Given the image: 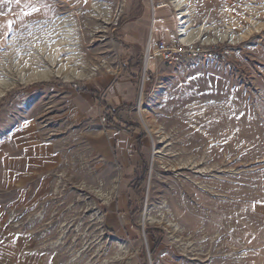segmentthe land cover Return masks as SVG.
Wrapping results in <instances>:
<instances>
[{"label":"rangeland","instance_id":"374dc122","mask_svg":"<svg viewBox=\"0 0 264 264\" xmlns=\"http://www.w3.org/2000/svg\"><path fill=\"white\" fill-rule=\"evenodd\" d=\"M182 1L175 8L172 0H147L148 25L164 6L169 31L201 26L194 42L220 58L168 64L154 53L148 26L137 62L138 97L120 119L125 132L138 129L146 137L138 141V162L124 176L103 159L102 148L99 157L91 155L85 136L61 194L46 202L39 195L20 208L12 207L14 194L5 195L12 239L1 244L0 264H264V1ZM123 3L41 0L45 17L4 35L0 137L29 113L41 127H59L56 102L48 107L53 96L27 98L29 88L86 85L124 67L118 31L125 18L117 14ZM63 64L85 77L31 75ZM112 112L101 117L103 125L113 121Z\"/></svg>","mask_w":264,"mask_h":264},{"label":"crops","instance_id":"0c3cea01","mask_svg":"<svg viewBox=\"0 0 264 264\" xmlns=\"http://www.w3.org/2000/svg\"><path fill=\"white\" fill-rule=\"evenodd\" d=\"M123 1L125 3L117 10V14L125 18L118 31L125 45L126 58L122 64L124 67L114 72L100 74L88 80L89 83L86 84L101 90L102 106L90 93L77 90L82 85H35L27 90L29 94L27 98H31L32 95L36 98L40 92L53 96L48 107L55 106L56 102V109L59 108L61 113L58 117L61 119L59 127H41L40 122L29 111L26 118L10 125L5 136L0 137V257L3 256L1 244L4 239H12L6 223L4 210L6 201L3 200L5 195L14 194L12 207L17 205L20 208L36 202L39 195H42L41 198L46 202L51 195L61 194L67 186L64 187L62 182L69 176V166L76 168L78 151H81V143L85 136L91 155L99 157L102 148L103 159L107 162L113 160L120 169H123L124 176L127 167L139 160L136 152L138 141L143 144L146 137L141 136L137 132L138 129L132 130L131 127L127 129L132 132H125L121 127L125 126L124 122L120 119L130 113L133 108L127 109L135 104L138 97L137 62L142 53V45L146 39L148 41V26L151 27L150 36L154 45L160 41L170 44L181 43L183 41L180 36L183 34L180 35V28L186 32L185 34L193 33L197 29L186 31L188 28L185 29L181 25L179 34L176 32L174 35L165 27L167 25L164 22V6L156 7L148 25L150 7L147 0ZM176 1H179L182 7L183 1ZM253 1L259 3L264 0ZM28 2L23 4L0 0V44L4 35L11 29L19 28L24 20L45 17L46 10L41 0ZM109 111H113V121L103 125L101 117ZM101 130L105 132L101 134ZM73 171L70 174L76 179L77 174L75 170ZM125 190L124 188L122 192L125 193ZM7 229L8 234L5 232Z\"/></svg>","mask_w":264,"mask_h":264},{"label":"built area","instance_id":"2783aa9c","mask_svg":"<svg viewBox=\"0 0 264 264\" xmlns=\"http://www.w3.org/2000/svg\"><path fill=\"white\" fill-rule=\"evenodd\" d=\"M208 46L198 42L170 44L160 41L157 42L153 48L154 53L168 64L178 63L183 58L201 57L214 60L219 59L220 52L216 51L213 47ZM151 50L152 47L149 41L146 49L147 57L151 54Z\"/></svg>","mask_w":264,"mask_h":264},{"label":"bare ground","instance_id":"6f19581e","mask_svg":"<svg viewBox=\"0 0 264 264\" xmlns=\"http://www.w3.org/2000/svg\"><path fill=\"white\" fill-rule=\"evenodd\" d=\"M172 5L175 7V8H179L181 3L179 1H176V0H172ZM202 27L200 26L195 32L193 33H190V34H185L186 32H183L184 30L180 29V39L181 41H183L184 43L185 42H188V43H194V41L196 40H200L201 37H202ZM183 32V33H182ZM186 44V43H185ZM148 45V44H147ZM57 49V48H56ZM148 58L146 56V66L148 65ZM58 69L56 71H52L51 69H44V70H38L36 72H34L33 74H31L33 77L35 76H46L48 74H51V73H54L55 75L57 76H62V77H65L64 79L65 80H70L71 78H74V79H83L85 77V74L83 72H81L80 70H77L75 68H69L67 67L65 64L57 67ZM144 214L142 216V220H144Z\"/></svg>","mask_w":264,"mask_h":264},{"label":"trees","instance_id":"16d2710c","mask_svg":"<svg viewBox=\"0 0 264 264\" xmlns=\"http://www.w3.org/2000/svg\"><path fill=\"white\" fill-rule=\"evenodd\" d=\"M120 24L118 23V26ZM79 91H85V92H88L92 95L93 99L97 102H99L101 105H102V102H101V99H100V92L98 90H96L95 88L93 87H89L88 85H82L81 87H78ZM142 136V135H141ZM142 138V137H139V139ZM151 231L150 230H147L146 233L149 234ZM158 245V242L157 243H154V247L151 249V253L154 252V248L155 246Z\"/></svg>","mask_w":264,"mask_h":264}]
</instances>
